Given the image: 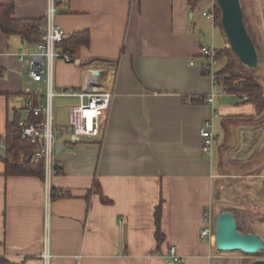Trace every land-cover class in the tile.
Listing matches in <instances>:
<instances>
[{
  "label": "crops",
  "instance_id": "1",
  "mask_svg": "<svg viewBox=\"0 0 264 264\" xmlns=\"http://www.w3.org/2000/svg\"><path fill=\"white\" fill-rule=\"evenodd\" d=\"M201 1L68 0L58 7L65 36L88 30L89 44L72 47V62L55 61V89L83 86L88 69H100L111 106L98 136L56 140L64 146L55 153L60 172L49 178L54 197L44 178L5 174L0 157V264H44L45 251L49 264H248L242 252L202 240L199 229L229 159L237 164L264 148V107L225 91L207 101L215 81L202 72L200 47L227 45L214 43L216 23L202 16ZM0 3H12L17 18H43L47 7V0ZM33 49L0 30L2 135L8 121L23 116L17 53ZM207 120L209 155L201 135ZM259 228L264 240V223ZM171 245L177 262L167 259Z\"/></svg>",
  "mask_w": 264,
  "mask_h": 264
},
{
  "label": "built area",
  "instance_id": "2",
  "mask_svg": "<svg viewBox=\"0 0 264 264\" xmlns=\"http://www.w3.org/2000/svg\"><path fill=\"white\" fill-rule=\"evenodd\" d=\"M68 0H47L46 12L42 22L37 27L38 39L32 43L34 49L19 50L17 55L24 74L23 94L25 96L23 116L19 120L21 136L31 142L35 148L31 153L34 161L42 162L43 178L47 193L51 194L49 178L57 174L59 167L55 160L56 138L53 131V98L72 97L77 101L68 106V124L71 127L69 141L96 137L106 126L107 115L112 101V90L105 89L98 72L100 69H88L85 84L78 88L54 87V63L61 59L72 61L68 52L62 51L60 43L65 37L64 30L56 22L58 7L65 6ZM217 4L213 1L211 6L201 12L202 16L211 23H216ZM216 48L212 45H202L200 53L206 58L202 66L213 77L214 65L217 62ZM223 91L221 82L214 84L207 101ZM246 99V95H239ZM215 115V113H214ZM201 135L203 138L202 151L209 155L214 144L212 121H205ZM0 148H5V143H0ZM215 215L211 206H207L202 214V225L199 236L202 240H214ZM43 262L49 264V254L44 252ZM167 259L170 262L180 260L174 246L167 248Z\"/></svg>",
  "mask_w": 264,
  "mask_h": 264
},
{
  "label": "rangeland",
  "instance_id": "3",
  "mask_svg": "<svg viewBox=\"0 0 264 264\" xmlns=\"http://www.w3.org/2000/svg\"><path fill=\"white\" fill-rule=\"evenodd\" d=\"M215 0H202L201 9H207ZM243 9L244 22L254 38L255 45L258 47L259 66L249 74L254 77L261 85L264 92V0H239ZM219 20V19H218ZM213 40L217 47L223 41L229 47L221 24H216L213 32ZM234 55V54H233ZM235 56V55H234ZM226 58H220L214 65V69L221 68ZM264 94V93H263ZM239 96V94H237ZM233 102L234 98H225ZM72 101L67 98H53V131L56 140L68 138L67 120L68 105ZM223 146V145H222ZM221 148V146H220ZM264 148L254 150L247 158L234 163L233 158L229 159L226 168L221 169L220 181L213 196L211 207L215 213L229 210L236 218L237 228L241 232L256 233L261 231L260 224L264 223V171L262 161L264 160ZM242 161V162H241ZM212 243L215 244L212 239ZM264 241V240H263ZM244 260L250 264L256 259H264V251H256L253 254H245Z\"/></svg>",
  "mask_w": 264,
  "mask_h": 264
},
{
  "label": "trees",
  "instance_id": "4",
  "mask_svg": "<svg viewBox=\"0 0 264 264\" xmlns=\"http://www.w3.org/2000/svg\"><path fill=\"white\" fill-rule=\"evenodd\" d=\"M198 1L200 0H189L192 6H194V4ZM215 8L216 24H219L220 11L218 6H215ZM42 20L43 18H17L14 16V5L12 3H0V30L7 35L18 34L25 42L34 43L38 39L37 27ZM246 28L252 37L247 25ZM252 39L254 38L252 37ZM80 44L88 46V30L77 31L65 36L60 43V47L62 51L68 52L72 56V47ZM255 47L258 54V47L256 45ZM223 57L226 58L224 65L214 71L213 78L215 84L221 82L223 84V91L226 93L246 95V99L254 101L258 108L262 109L264 107L263 89L257 80L249 74L254 69L241 64L233 55L230 47H223L216 50V60ZM259 57L260 56L258 54V60ZM202 72L210 75V73L206 70L202 69ZM204 100V97H193L190 98L189 101L192 103H199ZM20 118V114H16L11 121L7 122L4 134H0V143H5V156L2 158L5 165V174L33 175L43 178L42 162L34 161L31 157V153L33 152L35 146L29 142V140L21 136L19 126ZM221 147L223 148L222 145ZM59 172L60 171H58V173ZM94 188L98 189L97 182H94ZM50 193L52 197L56 196L55 188L52 187ZM161 207L160 202L156 206L154 213L156 223L155 235L158 242L163 239V234L160 230L162 213Z\"/></svg>",
  "mask_w": 264,
  "mask_h": 264
},
{
  "label": "water",
  "instance_id": "5",
  "mask_svg": "<svg viewBox=\"0 0 264 264\" xmlns=\"http://www.w3.org/2000/svg\"><path fill=\"white\" fill-rule=\"evenodd\" d=\"M220 11V24L228 45L238 61L248 68L259 66L258 54L243 18V9L239 0H215ZM71 127L67 128V133ZM63 143L55 145V153L62 148ZM5 156V150L0 148V157ZM218 195V192L215 196ZM214 242L216 248L222 251H240L253 254L264 251V241L256 233L241 232L237 228L236 218L229 210H223L215 215ZM252 264H264V259H256Z\"/></svg>",
  "mask_w": 264,
  "mask_h": 264
}]
</instances>
